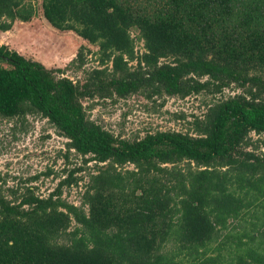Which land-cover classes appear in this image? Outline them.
<instances>
[{"label": "trees", "instance_id": "16d2710c", "mask_svg": "<svg viewBox=\"0 0 264 264\" xmlns=\"http://www.w3.org/2000/svg\"><path fill=\"white\" fill-rule=\"evenodd\" d=\"M40 9L50 27L96 47V66L84 69L78 50L74 82L0 46V119H45L94 173L78 205L61 188L76 185L79 167L63 169L45 197L0 191V264H264V151L250 138L264 134V0H41ZM34 15L31 0H0V32ZM232 87L241 91L213 99ZM133 95L211 99L185 131L132 139L90 120L81 101Z\"/></svg>", "mask_w": 264, "mask_h": 264}, {"label": "rangeland", "instance_id": "374dc122", "mask_svg": "<svg viewBox=\"0 0 264 264\" xmlns=\"http://www.w3.org/2000/svg\"><path fill=\"white\" fill-rule=\"evenodd\" d=\"M31 2L35 15L27 22L13 21L10 29L0 32V46L27 60L40 63L46 69H52L54 75H63L74 82L82 80V71L71 61L81 49L84 54V69L95 67L96 47L71 31H58L50 27L41 16V0ZM240 91L232 87L213 99ZM210 99V95L186 97L183 100L164 97L153 103L133 95L123 100L111 101L93 97L81 101L90 120L101 124L113 135L121 134L125 139H132L141 138L146 132L185 131L188 128L186 121L191 120L189 115L204 113L203 102L209 103ZM89 106L92 107L87 109ZM179 112L188 119L172 120L173 114ZM250 136L253 144L260 151H264V134ZM67 142L66 138L58 136L53 127L39 116H27L23 122L0 119V176L5 178V184L0 191L9 194V189L16 190L18 195L24 188L31 187L36 195L45 197L65 176L63 169L79 167L82 170L73 176L80 177L76 185L61 188V199L78 205L88 175L94 173V164L88 162L83 165L80 157L72 150H66ZM36 174L37 179L27 181Z\"/></svg>", "mask_w": 264, "mask_h": 264}]
</instances>
